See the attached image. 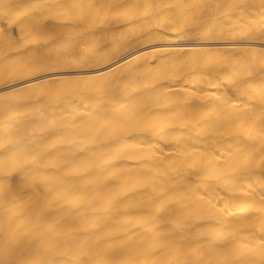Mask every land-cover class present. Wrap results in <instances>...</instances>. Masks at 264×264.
Wrapping results in <instances>:
<instances>
[{
    "label": "bare ground",
    "instance_id": "6f19581e",
    "mask_svg": "<svg viewBox=\"0 0 264 264\" xmlns=\"http://www.w3.org/2000/svg\"><path fill=\"white\" fill-rule=\"evenodd\" d=\"M0 264H264V0H0Z\"/></svg>",
    "mask_w": 264,
    "mask_h": 264
}]
</instances>
